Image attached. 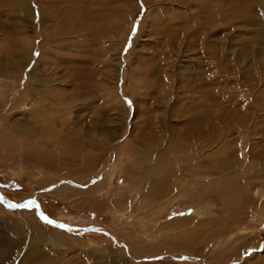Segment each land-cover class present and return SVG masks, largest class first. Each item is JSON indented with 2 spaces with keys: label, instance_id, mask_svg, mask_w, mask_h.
Instances as JSON below:
<instances>
[{
  "label": "rangeland",
  "instance_id": "obj_1",
  "mask_svg": "<svg viewBox=\"0 0 264 264\" xmlns=\"http://www.w3.org/2000/svg\"><path fill=\"white\" fill-rule=\"evenodd\" d=\"M0 108V264H264V0H0Z\"/></svg>",
  "mask_w": 264,
  "mask_h": 264
},
{
  "label": "bare ground",
  "instance_id": "obj_2",
  "mask_svg": "<svg viewBox=\"0 0 264 264\" xmlns=\"http://www.w3.org/2000/svg\"><path fill=\"white\" fill-rule=\"evenodd\" d=\"M0 110H1V108H0ZM32 115V114H31ZM34 116V115H33ZM5 120V119H4ZM6 122V121H5ZM4 122V123H5ZM7 124V123H6ZM6 124L4 125V127L6 126ZM9 127V126H8ZM13 127V126H12ZM18 127V126H17ZM7 128V127H6ZM5 129V128H4ZM2 130L1 132H0V141H2V142H0V146L2 145V144H6L7 142H9V143H13L12 145H14L13 146V149L15 148L16 150V152L19 154L20 152L22 153V150H20L21 149V147L23 146V143H22V145L20 144V143H18V142H13L12 140V138H10V131H8L9 132V135L7 134V132H5V130ZM10 129V128H9ZM15 129V128H14ZM8 130V129H7ZM30 140V139H29ZM28 141V140H27ZM27 143V142H26ZM20 145H21V147H20ZM28 145V144H27ZM74 147V146H73ZM75 148V147H74ZM29 154V153H28ZM23 155V154H22ZM30 155H24V158L26 157V159H29V158H27V157H29ZM40 163H42V162H40ZM137 164H140V162H138ZM141 167V166H140ZM135 169H138V168H135ZM263 169V168H262ZM262 169H260V170H262ZM2 202V201H1ZM5 206V205H4ZM9 207V206H8ZM7 207V208H8ZM11 208H14V209H16L15 207H11ZM10 209V208H9ZM19 209V208H18ZM14 211H20V210H14ZM38 213V212H37ZM47 221H49V219L47 218L46 219ZM55 224V223H54Z\"/></svg>",
  "mask_w": 264,
  "mask_h": 264
},
{
  "label": "water",
  "instance_id": "obj_3",
  "mask_svg": "<svg viewBox=\"0 0 264 264\" xmlns=\"http://www.w3.org/2000/svg\"><path fill=\"white\" fill-rule=\"evenodd\" d=\"M26 202H28L27 200L26 201H24L23 203H26ZM21 205H24V204H19V205H17V206H21ZM15 206V205H14ZM13 206V207H14ZM16 207V206H15ZM45 219H47V217L46 216H44V215H42ZM49 222H52L53 223V221L52 220H49Z\"/></svg>",
  "mask_w": 264,
  "mask_h": 264
},
{
  "label": "snow or ice",
  "instance_id": "obj_4",
  "mask_svg": "<svg viewBox=\"0 0 264 264\" xmlns=\"http://www.w3.org/2000/svg\"><path fill=\"white\" fill-rule=\"evenodd\" d=\"M133 31L135 32V28L133 29ZM25 207H27V205H24Z\"/></svg>",
  "mask_w": 264,
  "mask_h": 264
}]
</instances>
